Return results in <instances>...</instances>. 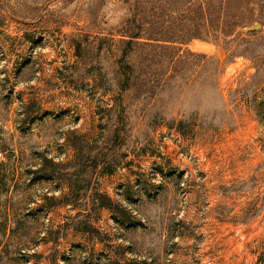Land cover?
Listing matches in <instances>:
<instances>
[{
    "label": "rangeland",
    "instance_id": "374dc122",
    "mask_svg": "<svg viewBox=\"0 0 264 264\" xmlns=\"http://www.w3.org/2000/svg\"><path fill=\"white\" fill-rule=\"evenodd\" d=\"M133 3L0 0V264H264V0L128 86Z\"/></svg>",
    "mask_w": 264,
    "mask_h": 264
},
{
    "label": "trees",
    "instance_id": "16d2710c",
    "mask_svg": "<svg viewBox=\"0 0 264 264\" xmlns=\"http://www.w3.org/2000/svg\"><path fill=\"white\" fill-rule=\"evenodd\" d=\"M244 1L134 0L129 7L130 17L118 31L121 36L118 43L126 46L118 65H124L127 69L126 81L131 82L128 86L139 84L141 75L136 73L135 65L129 59L137 53L138 46L151 50L163 45L174 49L193 39L225 44L227 38L239 36L238 30L249 26V23L242 19V15L247 13ZM163 6H168L165 12L171 13L172 23L175 25L173 28L164 26L167 22L162 17ZM124 38L127 40H123ZM126 59L128 61H125Z\"/></svg>",
    "mask_w": 264,
    "mask_h": 264
}]
</instances>
